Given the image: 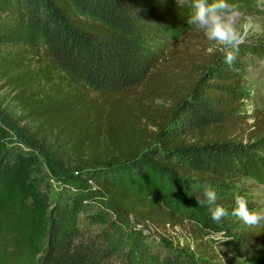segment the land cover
I'll return each mask as SVG.
<instances>
[{"label": "trees", "instance_id": "trees-1", "mask_svg": "<svg viewBox=\"0 0 264 264\" xmlns=\"http://www.w3.org/2000/svg\"><path fill=\"white\" fill-rule=\"evenodd\" d=\"M186 12L181 0H0V46H15L0 82L19 112L0 100V188L40 156L74 177L52 195L31 180L46 210L37 264H225L226 250L264 245L263 221L216 222L193 189L264 212V115L243 109L248 55L264 47L242 43L228 65L224 50L172 45ZM142 178L158 199L131 188Z\"/></svg>", "mask_w": 264, "mask_h": 264}, {"label": "rangeland", "instance_id": "rangeland-1", "mask_svg": "<svg viewBox=\"0 0 264 264\" xmlns=\"http://www.w3.org/2000/svg\"><path fill=\"white\" fill-rule=\"evenodd\" d=\"M181 1L185 3L187 12L183 16L182 27L178 35L172 40V45L190 44L205 54L223 51L221 45L208 40L202 32L195 30L187 23L192 0ZM229 2L239 6V24L242 31L246 29L243 43L263 48L264 0H229ZM23 37L30 42L38 43L28 33H24ZM14 49L15 46H0V57ZM248 58L250 65L245 80L249 98L245 100L243 109L248 114L259 111L264 115V58L252 54H249ZM2 99L5 101L4 105H10L11 110L19 113L18 109L10 103L8 89L2 88V82H0V100ZM253 121V118L249 119V122ZM48 176L50 184L46 182ZM32 179L39 180L44 193L49 192L52 195L56 190L61 189L63 180H71L74 177L63 172L44 156H40L35 162L15 164L11 168L0 188V264H37L38 252L44 249L46 210L33 194ZM131 188L158 199L155 187L146 178L133 182ZM258 196L264 206V184L258 186ZM27 201H32L38 207L37 221L32 220L26 206ZM225 254V264H262L264 245H252L240 251L226 250Z\"/></svg>", "mask_w": 264, "mask_h": 264}, {"label": "clouds", "instance_id": "clouds-1", "mask_svg": "<svg viewBox=\"0 0 264 264\" xmlns=\"http://www.w3.org/2000/svg\"><path fill=\"white\" fill-rule=\"evenodd\" d=\"M190 8L187 23L202 32L208 40L221 45L225 51V63L232 65L246 35V29L242 31L239 24V6L229 0H192ZM193 189L202 193L204 201L211 206V217L216 222H221L229 215L249 227L264 221V212L250 210L248 201L241 195L234 197V206L229 212L227 207L217 203L219 196L212 185L196 184Z\"/></svg>", "mask_w": 264, "mask_h": 264}]
</instances>
